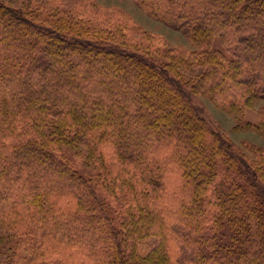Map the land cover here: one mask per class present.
Instances as JSON below:
<instances>
[{"label": "trees", "instance_id": "obj_1", "mask_svg": "<svg viewBox=\"0 0 264 264\" xmlns=\"http://www.w3.org/2000/svg\"><path fill=\"white\" fill-rule=\"evenodd\" d=\"M131 1L191 49L94 0H0V264H264V151L193 100L264 102V0ZM242 124L264 138V107Z\"/></svg>", "mask_w": 264, "mask_h": 264}, {"label": "rangeland", "instance_id": "obj_2", "mask_svg": "<svg viewBox=\"0 0 264 264\" xmlns=\"http://www.w3.org/2000/svg\"><path fill=\"white\" fill-rule=\"evenodd\" d=\"M10 5H19L23 0H3ZM27 2L30 0H26ZM40 1V0H35ZM82 0H62L63 4L67 7H72ZM96 5L103 8H117L124 13L128 14L135 24L150 34L161 36L169 47L191 49L189 42L183 34L162 22H158L150 18L146 13L140 10L137 5L131 0H94ZM218 41H215V44ZM194 104L202 107L205 110V118L211 126L222 133L228 140L239 146L244 151L248 149L260 148L264 151V138L258 134L245 129L242 121H249L255 123L257 121L258 111L264 107V102L258 103L254 109L245 111L242 117L230 115L221 110L216 104L203 99L193 98ZM251 150V152H252ZM80 152V151H79ZM78 154V153H77ZM74 156V155H73ZM74 163L78 168L84 169L86 166L81 157H73ZM87 165V164H86ZM87 168V167H86ZM85 168V169H86Z\"/></svg>", "mask_w": 264, "mask_h": 264}]
</instances>
